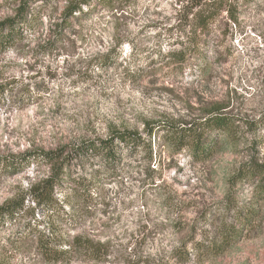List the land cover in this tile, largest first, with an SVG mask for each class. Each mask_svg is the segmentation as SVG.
Segmentation results:
<instances>
[{
  "label": "rangeland",
  "instance_id": "rangeland-1",
  "mask_svg": "<svg viewBox=\"0 0 264 264\" xmlns=\"http://www.w3.org/2000/svg\"><path fill=\"white\" fill-rule=\"evenodd\" d=\"M174 7L175 0H139L119 20L98 8L65 31L44 16L37 30L0 51V205L25 197L47 174L44 164L22 161L28 151L114 129L142 131L147 122L187 123L216 108L241 119L240 142L224 143L204 161L172 153L157 138L152 158L119 146L101 164L68 151L69 177L57 193L63 200L77 189L64 209L78 213L46 221L26 196L25 215L0 223V264H264L263 193L233 179L250 162L264 171V126L245 125L264 114V0H249L237 25L209 35L220 53H208L204 74L193 61L178 67L166 55L183 34ZM13 10V0H0V20ZM247 211L251 226L240 238L221 251L208 248L221 226ZM37 222L67 242L81 235L91 247L47 260L29 231Z\"/></svg>",
  "mask_w": 264,
  "mask_h": 264
},
{
  "label": "trees",
  "instance_id": "trees-1",
  "mask_svg": "<svg viewBox=\"0 0 264 264\" xmlns=\"http://www.w3.org/2000/svg\"><path fill=\"white\" fill-rule=\"evenodd\" d=\"M14 10L10 16L0 20V51L14 46L23 36L34 32L43 23L44 16L52 21L50 27L59 31L71 29L72 24L87 19L96 9H104L115 20L124 19L134 12L139 0H13ZM249 0H175L174 9L177 12L175 27L183 33L178 41L180 48L168 52L166 55L171 63L183 67L190 61L198 65L200 73L210 69L208 53L219 51L210 49V34L223 26L237 25L242 11L247 7ZM108 55V54H107ZM5 92L4 84H0V95ZM240 118L213 109L204 117H199L187 123L176 124L169 122L145 123L142 131L133 128H123L110 131L105 137L83 140L78 144H69L54 150L28 151L22 161H31L44 164L47 174L29 186L26 196L50 221L52 216L73 217L77 209L67 212L64 204H72V198L79 193L71 190L59 198L57 187L66 182L68 174V151L75 155H86L97 158L101 164H106L117 156L119 146L129 148L133 152H144L152 158V139L157 138L163 148L178 154L187 151L193 161H204L226 143L235 146L240 142L242 134H238ZM264 126V114L258 119L247 120V130H253L256 124ZM222 141L218 143V139ZM1 163V162H0ZM12 163L10 164V167ZM2 167V163H1ZM263 167L254 162L241 165L233 176L234 183H255L258 193H263ZM263 191V192H262ZM25 196V197H26ZM25 197L0 205V223L14 221L25 215L27 206ZM252 214L245 212L239 215L233 226L223 225L218 232L217 241L210 242L208 248L221 251L232 244L242 235V230L251 226ZM74 220V218H73ZM69 219V221H73ZM29 225V231L36 238L37 247L47 260H57L69 249L90 248L91 244L81 235H75L67 242L57 238L54 229ZM97 248L93 245L91 249Z\"/></svg>",
  "mask_w": 264,
  "mask_h": 264
}]
</instances>
